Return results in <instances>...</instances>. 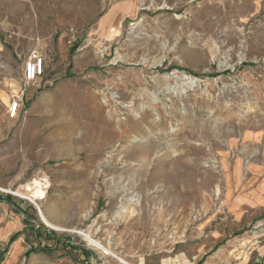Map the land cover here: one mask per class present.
I'll return each instance as SVG.
<instances>
[{"label":"rangeland","instance_id":"rangeland-1","mask_svg":"<svg viewBox=\"0 0 264 264\" xmlns=\"http://www.w3.org/2000/svg\"><path fill=\"white\" fill-rule=\"evenodd\" d=\"M0 264H264V0H0Z\"/></svg>","mask_w":264,"mask_h":264},{"label":"built area","instance_id":"built-area-1","mask_svg":"<svg viewBox=\"0 0 264 264\" xmlns=\"http://www.w3.org/2000/svg\"><path fill=\"white\" fill-rule=\"evenodd\" d=\"M67 34L73 42L77 41V32L73 28L67 30ZM45 57L37 50H33L23 64V83L29 84L35 82L44 75ZM18 109V103L14 102L10 106V116L14 117Z\"/></svg>","mask_w":264,"mask_h":264},{"label":"bare ground","instance_id":"bare-ground-1","mask_svg":"<svg viewBox=\"0 0 264 264\" xmlns=\"http://www.w3.org/2000/svg\"><path fill=\"white\" fill-rule=\"evenodd\" d=\"M44 197H45V192L43 191L41 186H39L37 191H36V193L34 194L33 198L30 199V201L33 202L36 205L37 210H38V214H39V217H40L41 221L45 225H47L49 228H51L53 230H56V231H60V229L58 227H56L55 225H53L51 222H49L46 219L45 215L42 213V211L40 210L39 206L36 204V201H40V200L44 199ZM77 234L81 235L88 242L89 245H91V246H93L95 248L101 249L102 246H100L99 243L93 241L88 235H85L82 232H77Z\"/></svg>","mask_w":264,"mask_h":264},{"label":"crops","instance_id":"crops-1","mask_svg":"<svg viewBox=\"0 0 264 264\" xmlns=\"http://www.w3.org/2000/svg\"><path fill=\"white\" fill-rule=\"evenodd\" d=\"M116 12H114V14H115ZM113 15V14H112ZM45 64H46V61H45Z\"/></svg>","mask_w":264,"mask_h":264},{"label":"trees","instance_id":"trees-1","mask_svg":"<svg viewBox=\"0 0 264 264\" xmlns=\"http://www.w3.org/2000/svg\"><path fill=\"white\" fill-rule=\"evenodd\" d=\"M9 201V198H6Z\"/></svg>","mask_w":264,"mask_h":264}]
</instances>
